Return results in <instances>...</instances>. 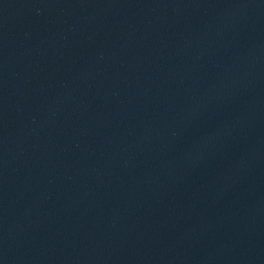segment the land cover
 <instances>
[{
  "label": "water",
  "instance_id": "obj_1",
  "mask_svg": "<svg viewBox=\"0 0 264 264\" xmlns=\"http://www.w3.org/2000/svg\"><path fill=\"white\" fill-rule=\"evenodd\" d=\"M0 264H264V0H0Z\"/></svg>",
  "mask_w": 264,
  "mask_h": 264
}]
</instances>
